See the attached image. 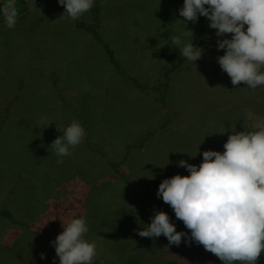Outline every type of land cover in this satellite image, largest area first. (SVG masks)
<instances>
[{"label": "rangeland", "instance_id": "obj_1", "mask_svg": "<svg viewBox=\"0 0 264 264\" xmlns=\"http://www.w3.org/2000/svg\"><path fill=\"white\" fill-rule=\"evenodd\" d=\"M182 5L95 0L72 20L58 0H16V25L0 16V264H55L51 242L71 213L87 221L93 264H223L194 240L138 235L161 209L190 238L160 182L264 117V85L232 84L206 17L202 57L179 64ZM199 26L189 21L185 39ZM73 119L86 135L58 157L49 145Z\"/></svg>", "mask_w": 264, "mask_h": 264}, {"label": "clouds", "instance_id": "obj_2", "mask_svg": "<svg viewBox=\"0 0 264 264\" xmlns=\"http://www.w3.org/2000/svg\"><path fill=\"white\" fill-rule=\"evenodd\" d=\"M58 3L64 6L63 14L76 20L93 7L95 0ZM179 13L184 18V30L172 38V44L180 55L192 63L202 57L204 49L185 38L193 37L187 23L204 16L209 27L216 30L217 49H224L217 61L232 84L245 82L252 89L264 85V0H183ZM0 16L8 28L14 27L16 0H2ZM229 33L230 37L225 35ZM57 129L62 135L49 148L58 157L70 155L86 135L75 119ZM223 148L204 150L199 165L180 159L177 163L188 174L166 177L158 186L157 196L190 230V238L189 233L177 231L169 214L161 209L155 210L147 227L138 231L140 237L164 235L169 244L176 245L184 237L188 243L194 240L202 244L223 264H257L264 251V117L250 129L232 131ZM60 219L63 231L51 242L59 264H93L97 248L85 239L89 231L86 219L76 213Z\"/></svg>", "mask_w": 264, "mask_h": 264}, {"label": "trees", "instance_id": "obj_3", "mask_svg": "<svg viewBox=\"0 0 264 264\" xmlns=\"http://www.w3.org/2000/svg\"><path fill=\"white\" fill-rule=\"evenodd\" d=\"M21 1H27V0H21ZM199 20H200V26H199V30L198 32L196 33V36L195 38L193 39V43L196 44V45H200L202 44L204 41H205V36L202 34V30H201V25L203 24V17L202 16H199ZM153 56L154 57H161L163 56V54H160V53H157V52H153ZM167 57V56H166ZM168 58V57H167ZM185 59V57H182L179 59V64L180 62H182L183 60ZM7 213V212H6ZM6 213L4 211H0V214L2 215H6ZM56 264H59V261L56 262Z\"/></svg>", "mask_w": 264, "mask_h": 264}, {"label": "crops", "instance_id": "obj_4", "mask_svg": "<svg viewBox=\"0 0 264 264\" xmlns=\"http://www.w3.org/2000/svg\"><path fill=\"white\" fill-rule=\"evenodd\" d=\"M130 263H132V262H130ZM55 264H56V263H55ZM153 264H155V262H154Z\"/></svg>", "mask_w": 264, "mask_h": 264}]
</instances>
